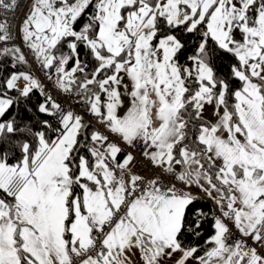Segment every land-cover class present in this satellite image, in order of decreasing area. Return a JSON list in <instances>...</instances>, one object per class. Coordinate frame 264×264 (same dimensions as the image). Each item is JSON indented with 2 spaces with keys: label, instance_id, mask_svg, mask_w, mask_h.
Returning <instances> with one entry per match:
<instances>
[{
  "label": "snow or ice",
  "instance_id": "snow-or-ice-1",
  "mask_svg": "<svg viewBox=\"0 0 264 264\" xmlns=\"http://www.w3.org/2000/svg\"><path fill=\"white\" fill-rule=\"evenodd\" d=\"M0 264H264V0H0Z\"/></svg>",
  "mask_w": 264,
  "mask_h": 264
},
{
  "label": "trees",
  "instance_id": "trees-1",
  "mask_svg": "<svg viewBox=\"0 0 264 264\" xmlns=\"http://www.w3.org/2000/svg\"><path fill=\"white\" fill-rule=\"evenodd\" d=\"M201 204H207L208 208L210 209L211 208V205L209 204L208 201H201L200 202ZM207 227V226H206Z\"/></svg>",
  "mask_w": 264,
  "mask_h": 264
},
{
  "label": "built area",
  "instance_id": "built-area-1",
  "mask_svg": "<svg viewBox=\"0 0 264 264\" xmlns=\"http://www.w3.org/2000/svg\"><path fill=\"white\" fill-rule=\"evenodd\" d=\"M39 75V73H37ZM209 204L211 205V203L209 202Z\"/></svg>",
  "mask_w": 264,
  "mask_h": 264
}]
</instances>
